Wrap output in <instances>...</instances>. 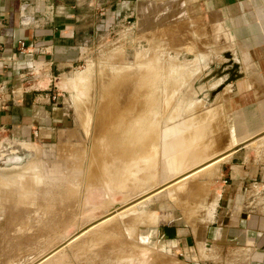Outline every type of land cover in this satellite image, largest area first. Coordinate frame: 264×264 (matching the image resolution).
<instances>
[{"label":"rangeland","instance_id":"374dc122","mask_svg":"<svg viewBox=\"0 0 264 264\" xmlns=\"http://www.w3.org/2000/svg\"><path fill=\"white\" fill-rule=\"evenodd\" d=\"M112 3L106 1V5ZM133 5L132 14L115 15L113 21L110 14L86 17L87 26L81 31L80 59L57 76L52 88L60 94L56 106L64 113L62 122H57L45 133L37 129L35 134L23 138L0 130V201L6 205L0 207V212L4 216L7 213L6 220L0 219V223H4L2 228L0 226V247L6 248L5 264H49L47 260L52 256L56 264H248L253 247L249 245L253 242L251 238L264 225V219L259 218L264 217V188L257 191L256 187H251L245 204L228 211H238L237 219L244 223L252 217L259 219V222L248 224L251 237L247 245L245 241L227 240L223 229L218 231L216 238L205 235L206 225L214 223L223 214L220 213L222 198L218 199L220 181L223 180L219 178V166L225 160L216 158L207 171H201L200 167L216 154L227 149L232 151L248 136L234 134L226 106L228 88L225 85L229 81L224 75L232 67L231 59L226 56L234 54L231 39L223 26L213 24L215 19L206 9L191 1L134 0ZM148 77L155 82H142L149 80ZM112 78L115 82L128 84L121 83L128 90L133 87L134 90L129 92L138 97L130 94V97L134 96L132 99L122 94L123 98H117L109 93L110 97L107 92L102 95ZM150 95H154L155 105L148 104L149 110L153 108L151 112L156 115L150 112V116L157 120L158 136L151 132V137L143 144L141 150L145 149L146 155L139 156L142 152L139 151L135 159L126 160L114 145L110 153L117 154H94L98 145L94 138L100 127L98 124L109 122L104 118L112 115L111 108L120 102L119 108L130 109L126 112L121 108L122 125L133 129L131 124L142 111V100ZM109 97L117 100L112 102ZM168 99L172 100L170 104ZM107 108H110L109 112ZM197 114L202 115L198 121L189 120L190 115ZM127 140L123 144L128 145L130 141ZM23 142L25 144H21ZM199 145L208 150L202 157L194 158L191 154ZM244 147L246 153H252L250 160L264 162V134ZM167 148L171 150L167 152ZM177 149L178 156L174 153ZM171 151L177 157L167 168L165 153L172 154ZM105 157L114 161L104 160L110 163L107 171L112 172L115 187L104 183L107 179L100 169L96 178L97 170L93 172V167L90 168L93 161L98 164L97 161L102 162ZM95 164L94 169L97 168ZM146 172L154 173L155 181H150L151 175ZM183 174V179L176 183L181 186L174 184L176 187L165 186L158 192H149ZM221 185L225 183L221 182ZM129 204L133 205L131 213L118 212ZM115 211L118 212L117 224L113 225L116 240L111 236V239L107 238L109 235L105 232L104 240L100 239L103 233L91 234L92 227V231L89 229L62 246L74 234ZM135 215L139 219L134 224L125 221ZM176 229L185 234L193 233L185 250L180 242L170 241L172 237L165 234L167 230H173L174 235ZM55 247L60 249L44 260ZM59 254L63 259L57 263Z\"/></svg>","mask_w":264,"mask_h":264},{"label":"crops","instance_id":"0c3cea01","mask_svg":"<svg viewBox=\"0 0 264 264\" xmlns=\"http://www.w3.org/2000/svg\"><path fill=\"white\" fill-rule=\"evenodd\" d=\"M106 1L113 3L106 5ZM186 1L206 9L215 19L213 24L223 26L231 39L234 49L231 59L237 67L233 72H226L224 78L229 81L225 85L228 88L226 106L234 134H246V140L264 133V0ZM133 2L0 0V130L6 129L14 137L23 138L35 129L45 133L62 122L64 113L56 106L60 97L54 101L52 88L57 76L80 59L81 31L87 26L86 17L110 14L113 21L115 15L129 16L133 13ZM21 13L26 16H20ZM19 39L25 41L28 49L24 54L17 53ZM231 152L219 166V178L223 180L218 199L222 198L220 213L223 214L206 225L205 235L213 239L223 229L227 240L245 241L247 245L251 237L248 224L259 219L252 217L244 223L237 219L238 211H228L245 204L251 187L257 191L264 188V162L250 160L252 153H246L244 145ZM2 206L6 205L0 201ZM3 214L0 212L1 221L7 217V213ZM3 224L0 223L1 228ZM165 234L172 237L170 241L180 242L185 250L193 233L176 229L174 235L173 230ZM251 239L253 242L249 245L253 247L248 264H264V225ZM4 248L0 247V264L6 262Z\"/></svg>","mask_w":264,"mask_h":264},{"label":"bare ground","instance_id":"6f19581e","mask_svg":"<svg viewBox=\"0 0 264 264\" xmlns=\"http://www.w3.org/2000/svg\"><path fill=\"white\" fill-rule=\"evenodd\" d=\"M181 68V67H180ZM120 69V68H119ZM174 70V69H173ZM177 70H179V69H177ZM122 71V70H121ZM150 71V70H149ZM151 72V71H150ZM156 72V71H155ZM159 72V71H158ZM125 73V72H124ZM149 73V72H148ZM133 74V73H132ZM122 75V74H121ZM137 75H139L138 73H137ZM120 77H122V76H120ZM145 77H147V75H145ZM155 78L154 76H151V78ZM150 77H148V79L149 80H145V79H143V81L142 82H144L145 84H146V82L147 83H149V82H151V84H152V82L154 83L155 82V79L153 80V79H151ZM169 78V77H168ZM108 79V78H107ZM177 79V78H176ZM156 80H157V78H156ZM167 80H169V79H167ZM173 80V79H172ZM171 80V81H172ZM175 80V79H174ZM146 81V82H145ZM105 82V81H104ZM103 82V83H104ZM107 82V81H106ZM128 82V81H127ZM134 82V81H133ZM121 83H123V82H121ZM121 83L119 82V81H117V82H115V78H112V79H110V80H108V82L106 83V90L104 91V93H102V95H105L106 94V92L108 93L107 94V96L109 95V93H110V95L113 97V96H117V98H123L122 96L124 95V97H130V94H134V93H131V92H129L130 90H134L133 89V87H132V89H129L128 90V88L126 87H122V85H121ZM129 83V82H128ZM166 83L167 84H169V81H166ZM173 83V82H172ZM176 83V82H175ZM101 84V83H100ZM177 84V83H176ZM123 85H128V84H124L123 83ZM130 85V84H129ZM170 85V84H169ZM172 85V84H171ZM100 86V85H99ZM176 86V85H175ZM101 87H103V86H101ZM105 87H103V88H105ZM100 89V88H99ZM109 89H112L111 90V92H109ZM108 90V91H107ZM114 90V91H113ZM138 90V89H137ZM168 90V89H167ZM103 91V90H102ZM102 91H100V92H102ZM114 93H113V92ZM124 91H126L125 93H123ZM132 92H134V91H132ZM156 92V91H155ZM157 92H158V90H157ZM111 93H113L114 95H112ZM136 93V92H135ZM153 93H154V91H153ZM123 94V95H122ZM140 94V93H139ZM158 94V93H157ZM101 95V94H100ZM109 95V96H110ZM154 95H155V93H154ZM154 95H152V97H151V95L149 96V98H145L144 100H142V104H141V106L143 105V107L141 108V106H140V110L142 109V111H141V113L139 112V110H137L139 113V115L138 116H136L137 118H134V120H133V123L131 124L129 121V123L133 126V129L131 130L130 129V127H129V125H122L123 124V122H124V116L122 115V112H123V110L122 109H124V111L126 110V112H128L130 109H128L127 107H125V108H119L120 106V102L119 103H117L118 101H116V103L118 104L117 105V107L116 106H114V107H112V108H114V109H112L111 107V111H112V115L110 116V115H107L108 117L107 118H104V119H107V120H109V122L107 123V124H105L104 122H102V123H104L105 125H99L98 124V127L99 128H97L98 130L96 131V134H95V144L97 145L96 147H95V153L94 154H96V155H98V154H103V155H114V154H117V152L116 153H114V152H111L110 153V151L112 150V148L111 147H113V145H114V148H116L117 149V151H118V153H123L124 155H123V159H126V160H131V159H135L138 155L139 156H142L143 154L144 155H146V152H144V150L145 149H143V151L141 150L142 148H143V146H145V145H143L145 142H147L146 140H148V138L149 137H151V135L153 134V131L156 133L155 134V136L157 137L158 136V134H157V120H155L153 117L154 116H156V115H154V113L155 112H151V110L153 109H151V110H149L150 109V107H149V105H150V103H151V105L153 106V105H155V102H154V100L152 101V98L154 99ZM161 95V93L158 95V96H160ZM106 96V97H107ZM110 96V97H111ZM132 96V95H131ZM134 96L136 97L137 95H135L134 94ZM134 96H132V97H130V98H132L133 99V97ZM156 96V95H155ZM158 96H157V98H158ZM103 97V96H102ZM109 97V98H110ZM138 97V96H137ZM116 98V97H115ZM142 98V97H141ZM140 98V99H141ZM156 97H155V99H157ZM111 99V98H110ZM109 99V100H110ZM113 99V98H112ZM111 99V100H112ZM143 99V98H142ZM102 100V99H101ZM115 100H117V99H114V101ZM126 100V99H125ZM124 99H123V101H125ZM159 100V99H158ZM171 100V99H170ZM113 100H112V102H114ZM121 101H122V99H121ZM135 101H136V99H135ZM139 101V100H138ZM150 101V102H149ZM156 101V100H155ZM160 101V100H159ZM163 101V100H162ZM168 101H169V99H168ZM168 101H165V102H168ZM172 101V100H171ZM171 101H169V103L168 104H170V102ZM110 102V101H109ZM154 102V104H152ZM105 103V102H104ZM122 103V102H121ZM127 103V102H126ZM133 103V102H132ZM157 103H158V101H157ZM123 104H125V103H123ZM149 104V105H148ZM164 104V103H163ZM168 104H166V105H168ZM100 105V104H99ZM103 105V104H102ZM134 105V104H133ZM156 105H158V104H156ZM166 105H165V107H166ZM122 106V105H121ZM105 107V106H104ZM103 107V108H104ZM116 107V108H115ZM130 107V106H129ZM138 107V106H137ZM156 108H157V106H155ZM102 108V107H101ZM110 108H107V112H109L108 111V109H110ZM131 108V107H130ZM134 109V108H133ZM139 109V108H138ZM84 110H85V108H84ZM102 110H104V109H102ZM101 109H100V111H102ZM122 110V111H121ZM83 111V110H82ZM99 111V112H100ZM133 111V110H132ZM154 111V110H153ZM130 112V111H129ZM150 112L152 113V115H154L153 117H152V115L150 116ZM83 113V112H82ZM86 113H87V111H86ZM106 113V112H105ZM101 114V113H100ZM99 114V115H100ZM110 114V113H109ZM161 114V113H160ZM83 115H84V113H83ZM89 115V114H88ZM106 115V114H105ZM128 116H129V114H127ZM127 116V117H128ZM194 115H190V118H189V120H191V121H198L199 120V118H201L200 116H202V115H195L194 117H193ZM106 117V116H105ZM131 116H129V118H130ZM161 117V116H160ZM199 117V118H198ZM84 118V117H83ZM101 118H103V116L101 115ZM87 119V118H86ZM86 119H84V120H86ZM130 120V119H129ZM131 120H132V118H131ZM105 121V120H104ZM99 122V121H98ZM107 122V121H106ZM126 122V121H125ZM125 124H127V122L125 123ZM156 128V129H155ZM151 129H152V131H151ZM151 132H152V134H151ZM94 136V135H93ZM263 136V135H262ZM131 137V138H130ZM178 137H181L180 136V134L178 135ZM130 139V140H127V139ZM182 138H184V139H186L184 136L182 137ZM258 139V138H257ZM125 140H127V141H130L129 143L127 142V144L128 145H126V144H123L124 142H125ZM183 141H186V140H183ZM149 142V141H148ZM214 142V141H213ZM261 142V141H260ZM126 143V142H125ZM184 143V142H183ZM199 143V142H198ZM210 143V142H209ZM111 144H112V146H111ZM155 144H156V142H155ZM187 144V143H186ZM200 144V143H199ZM123 145H125V146H123ZM110 146V147H109ZM122 146L125 148V149H123L122 148ZM141 147V148H140ZM155 147H156V145L154 146V148H152V150H151V152L152 153H154V149H155ZM183 147V146H182ZM134 148H135V150H134ZM136 148H140L139 150L137 149L136 150ZM176 148V147H175ZM181 148V147H180ZM230 148V147H229ZM172 149H173V147H172ZM231 149V148H230ZM121 150H124L123 152H121ZM167 152L169 151V150H171V149H169V148H167V149H165ZM178 150V149H177ZM177 150H175L174 151V153H176V155H177V153L179 152V150L177 151ZM206 150H208L207 148H205L204 147V145H199L196 149H194L193 150V152H192V154H191V156L192 157H194V158H200V157H202V154L206 151ZM229 149H227V150H225V151H223V152H221V153H219V154H216L213 158H210V159H208L207 161H205L203 164H202V166L200 167L201 168V171L202 170H206V169H208L207 167H208V165H210L211 163H213V161H215V159L216 160H218V159H225V157L227 156V157H229L228 155H230L232 152L231 151H228ZM139 151H142V152H140V153H138ZM137 153H138V155H137ZM171 153L172 154H168V153H165L166 154V159H165V161H166V163H164V165H165V167H167V168H169L170 167V161H172L175 157H177V156H173V152L171 151ZM210 153V152H209ZM142 154V155H141ZM96 155H94V156H96ZM103 155H101V157L103 156ZM122 155V154H121ZM104 158V157H103ZM117 158H119V159H121L122 160V158L121 157H117ZM128 158V159H127ZM13 160H18V157H13L12 158ZM100 159V158H99ZM110 158H108V160H109ZM97 160V159H96ZM104 160H106V157H105V159H103V161L102 162H99V161H97L98 162V164H95L96 162H94L93 161V166L92 165H90V168L91 167H93V172H96L95 170H97V172H98V170H99V172L101 171V172H103V174H104V177H106V181L104 182L105 184H107L108 186L110 185V186H113V187H115L113 184H115L114 183V180L112 179L113 177H112V172H108L107 171V167H108V165H110V163H108V162H105ZM108 160H106V161H108ZM111 160V162H113L114 163V161H113V159H110ZM116 160V159H115ZM92 162V161H91ZM110 162V161H109ZM99 163H100V165H99ZM115 163H116V161H115ZM118 163V162H117ZM94 164L95 165H97L96 167L97 168H95L94 169ZM134 164H136V163H134ZM133 164V166H135ZM99 165V166H98ZM111 165H113V164H111ZM163 167V166H162ZM164 167V168H165ZM166 168V169H167ZM163 169V168H162ZM199 169V168H198ZM198 169H195V170H197L198 171ZM209 169H210V167H209ZM120 170V169H119ZM158 169H156V171H157ZM160 170V169H159ZM158 170V171H159ZM111 171V170H110ZM207 171V170H206ZM209 171V170H208ZM99 172L98 173H94L95 174V177L97 178V175L99 174ZM200 172V171H199ZM121 173H123L122 171H121ZM136 173V172H135ZM147 173V172H146ZM192 173V172H191ZM195 173V172H194ZM207 173V172H206ZM94 174H92L93 176H94ZM101 174V173H100ZM200 174V173H199ZM202 174V173H201ZM147 175H151L150 176V178H152V179H150V181H155V180H153L155 177H154V173L153 174H151V173H147ZM146 175V176H147ZM189 176V175H188ZM101 177V176H100ZM179 177H181V176H179ZM183 177H184V174L182 175V177L181 178H177L176 179V177L175 178H173V179H169V181H167V182H165V183H163V184H159V186L157 185L156 187H153L152 189H151V191H149L150 193H154V192H158L159 190H161V189H163V188H165V186L167 187V186H173V187H176L175 185H177V187H179V186H181V185H178V184H176L177 182H179L181 179H183ZM94 179V178H93ZM189 179H190V177H189ZM100 180V179H99ZM104 180H105V178H104ZM157 180V179H156ZM1 181V180H0ZM94 181V180H93ZM119 180H117L116 181V183L118 182ZM171 181V182H170ZM94 182H97L96 181V179H95V181ZM125 182V181H124ZM123 182V183H124ZM128 182V181H127ZM192 182V181H191ZM121 183V182H120ZM120 183L119 184H117V186L119 187L120 186ZM157 184V183H156ZM175 184V185H174ZM184 184V183H183ZM161 185V186H160ZM194 185V184H193ZM189 186H190V184H189ZM191 187L193 188H198L197 186H192L191 185ZM190 187V188H191ZM203 188V187H202ZM171 189V188H170ZM174 189V188H173ZM172 189V190H173ZM186 189V188H185ZM76 190V189H75ZM193 190V189H192ZM171 191V190H170ZM148 192V193H149ZM146 194V193H145ZM22 195H23V192H22ZM75 196V195H74ZM70 197V196H69ZM23 198H25L24 196H23ZM71 198V197H70ZM69 198V199H70ZM66 200H68V199H66ZM64 201V200H63ZM141 201V200H140ZM70 203V202H69ZM71 205H73V204H71ZM72 207V206H71ZM109 207V206H108ZM132 207H133V205L132 206H130V204H129V206L127 207V206H125V207H123L121 210H118V212L119 211H123V213L125 212V213H131L132 212ZM118 212H116L115 211V213L114 214H109L108 216H105L102 220H100L99 222L97 221L96 223H94V225L93 224H91V226L89 227V228H87V229H85V230H82V231H80V232H78V233H76V234H74L73 236H71V238H70V240H68L67 242H63L62 244V246H65V245H67L70 241H72V240H74V239H76V238H78L80 235H82L83 233H85L87 230H89V229H91L92 227H94V231H92V229L90 230V231H92V232H90L91 234L94 232V234L96 233V232H98L99 234H101V233H103V235H102V237H101V235H100V239H103L104 240V238L103 237H106L107 236V234L109 235V236H107V238H110L111 239V237H114V240H116L115 239V231H114V224L116 223V221H115V217L116 216H118L117 215V213ZM137 213V212H136ZM148 215H149V213H148ZM88 216V215H87ZM91 216V215H90ZM128 216V215H127ZM146 218H147V216H145ZM145 218V219H146ZM149 218V217H148ZM139 218H138V215H135V216H129V218H127V220H125L126 222L128 221H130L129 223L132 225V224H134L135 223V221H137ZM122 221H124L123 219H122ZM122 223V222H121ZM112 224V225H111ZM117 224V223H116ZM93 225V226H92ZM114 225V226H113ZM114 227V228H113ZM119 227V226H118ZM115 230H117V229H115ZM101 232V233H100ZM104 232L106 233V236H105V234H104ZM90 233H89V235H90ZM97 234V233H96ZM98 234V235H99ZM97 235V236H98ZM96 236V235H95ZM111 236V237H110ZM106 238V240H109V239H107ZM122 238V237H121ZM81 239V238H80ZM98 239H99V236H98ZM113 239V238H112ZM102 240V241H103ZM122 241V240H121ZM22 242V241H21ZM87 242V241H86ZM101 242V241H100ZM111 242H115V241H112L111 240ZM55 243V242H54ZM94 243V242H93ZM125 243V242H124ZM112 244H114V243H112ZM123 244V243H122ZM115 246V245H114ZM59 247V246H58ZM58 247H55L52 251H51V253H48L47 254V257H45L44 258V260L45 259H48L49 257H51V255H53V253H55V252H57L60 248H58ZM121 247V246H120ZM68 249V248H67ZM82 249V248H81ZM113 249V248H112ZM118 249V248H117ZM116 248H115V250H117ZM123 249H125V248H123ZM46 250V249H45ZM141 250V249H140ZM128 251H129V249H128ZM124 252V251H123ZM47 253V252H46ZM125 253H127V252H125ZM124 253V254H125ZM62 255H63V253H62ZM77 256V255H76ZM43 257V256H42ZM58 257H59V259L57 258V256H56V258L58 259L57 260V263H58V261L61 259H63L61 256H60V254L58 255ZM61 257V258H60ZM54 256H52L49 260H47V263H49V264H56V259H55V263H54ZM101 260V259H100ZM122 261V260H121ZM36 262H38V261H36ZM104 263V262H103Z\"/></svg>","mask_w":264,"mask_h":264},{"label":"built area","instance_id":"2783aa9c","mask_svg":"<svg viewBox=\"0 0 264 264\" xmlns=\"http://www.w3.org/2000/svg\"><path fill=\"white\" fill-rule=\"evenodd\" d=\"M41 1H44V0H41ZM20 16H26L25 14L21 13ZM27 47H25V41L23 39H19L17 41V53H20V54H24L25 52H27ZM4 67V66H3ZM60 96L59 93H55V95H52V98L55 100L57 99L58 97ZM6 130V129H5ZM4 130V131H5ZM37 132V129H35V131L33 132L34 134Z\"/></svg>","mask_w":264,"mask_h":264},{"label":"water","instance_id":"95a60500","mask_svg":"<svg viewBox=\"0 0 264 264\" xmlns=\"http://www.w3.org/2000/svg\"><path fill=\"white\" fill-rule=\"evenodd\" d=\"M226 56H227V58L231 59V55H230V54H227ZM229 64H230L232 67H231L230 69H227V71L233 72L234 69L237 67V65H236V63L233 62L232 59H231V61L229 62ZM263 134H264V133H261L260 135H255V136H253V137H250L249 139H246V140L240 142L239 144H237V145H235V146L239 147L240 145H245V144L251 142L252 140H255L256 138H258L259 136H261V135H263ZM237 147H236V148H237ZM236 148H235V149H236ZM233 150H234V149H233Z\"/></svg>","mask_w":264,"mask_h":264}]
</instances>
